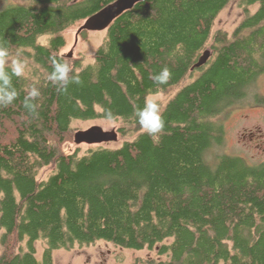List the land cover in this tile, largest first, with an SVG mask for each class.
Segmentation results:
<instances>
[{"label": "trees", "instance_id": "obj_1", "mask_svg": "<svg viewBox=\"0 0 264 264\" xmlns=\"http://www.w3.org/2000/svg\"><path fill=\"white\" fill-rule=\"evenodd\" d=\"M112 1L17 0L0 10V44L27 63L12 78L17 98L0 106V264H53L56 250L99 240L154 251L152 264H264V161L206 159L223 142V117L264 73V0H236L243 16L232 30L215 24L234 0H143L110 23L91 62L62 54L66 31ZM54 61L80 83L58 91ZM164 67L171 78L155 85ZM33 86L38 115L24 107ZM156 94L158 141L135 119ZM254 102L264 106V96ZM90 119L135 137L60 150L72 122Z\"/></svg>", "mask_w": 264, "mask_h": 264}, {"label": "rangeland", "instance_id": "obj_2", "mask_svg": "<svg viewBox=\"0 0 264 264\" xmlns=\"http://www.w3.org/2000/svg\"><path fill=\"white\" fill-rule=\"evenodd\" d=\"M17 0H0V10ZM253 6L252 10H255ZM242 11L237 7L236 0L231 2L219 15L216 20L215 28L232 30L241 20ZM83 21L66 31L67 45L62 50V54L71 57H81L85 63L92 61V55L95 49L101 44L105 37V30H85V33H78V28ZM248 96L240 102L234 104L228 113L223 117L224 126L223 142L216 147L211 148L206 159L212 165L222 155L240 157L248 164H255L264 161V106L257 105L254 102L255 94L264 96V73L259 75L253 87L250 88ZM149 98L160 100L163 95H150ZM118 121L105 119L75 120L72 122L73 130L87 129L93 125H98L104 130H116ZM75 131V132H76ZM135 136L121 138L118 135L116 141L101 143L99 145L108 147L120 146L124 140H132ZM97 144H75L73 140L67 141L60 147V150L71 152L78 147L79 154H84L89 148ZM211 159V160H210ZM47 174H42L46 178ZM44 244L41 241L36 243L37 258L42 259ZM157 260L154 251L147 249L134 251L115 247L106 241H96L89 245H76L70 250L59 249L53 253V264H135L141 260L143 264H152L148 262L149 258ZM145 262V263H144ZM141 264V262H138Z\"/></svg>", "mask_w": 264, "mask_h": 264}, {"label": "clouds", "instance_id": "obj_3", "mask_svg": "<svg viewBox=\"0 0 264 264\" xmlns=\"http://www.w3.org/2000/svg\"><path fill=\"white\" fill-rule=\"evenodd\" d=\"M27 70V63L20 59L19 54H13L10 49L0 44V106H7L17 98V91L12 85L13 77H23ZM73 69L68 63L54 61L53 71L48 79L57 86L60 92H66L72 83L79 84L78 76L73 75ZM171 78L168 67H164L159 73L154 74L151 79L155 85H165ZM41 95L38 88L33 86L24 100V107L32 114L36 113V105L33 101ZM112 119L111 113L107 114ZM135 119L144 132L154 140L158 141L164 132V120L162 109L156 98H148L143 107L135 112Z\"/></svg>", "mask_w": 264, "mask_h": 264}, {"label": "water", "instance_id": "obj_4", "mask_svg": "<svg viewBox=\"0 0 264 264\" xmlns=\"http://www.w3.org/2000/svg\"><path fill=\"white\" fill-rule=\"evenodd\" d=\"M143 0H114L102 9L86 18L78 28L77 34L83 30H105L110 23L123 12L131 9L136 3ZM210 56V51L206 50L199 57L194 67H200L206 63ZM67 57H71L67 55ZM118 132L116 130H104L98 125H93L87 129L77 130L74 133L75 144H101L116 141Z\"/></svg>", "mask_w": 264, "mask_h": 264}, {"label": "flooded vegetation", "instance_id": "obj_5", "mask_svg": "<svg viewBox=\"0 0 264 264\" xmlns=\"http://www.w3.org/2000/svg\"><path fill=\"white\" fill-rule=\"evenodd\" d=\"M158 259H159V257H158ZM138 262H141V264H143L141 260L135 262V264H140V263H138Z\"/></svg>", "mask_w": 264, "mask_h": 264}, {"label": "bare ground", "instance_id": "obj_6", "mask_svg": "<svg viewBox=\"0 0 264 264\" xmlns=\"http://www.w3.org/2000/svg\"><path fill=\"white\" fill-rule=\"evenodd\" d=\"M208 60V59H207ZM207 62V61H206Z\"/></svg>", "mask_w": 264, "mask_h": 264}]
</instances>
